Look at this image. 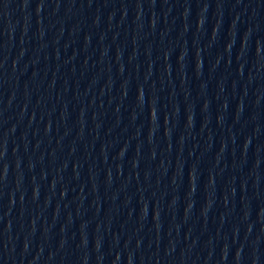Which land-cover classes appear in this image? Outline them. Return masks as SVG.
<instances>
[{
    "label": "water",
    "instance_id": "water-1",
    "mask_svg": "<svg viewBox=\"0 0 264 264\" xmlns=\"http://www.w3.org/2000/svg\"><path fill=\"white\" fill-rule=\"evenodd\" d=\"M0 264H264V0H0Z\"/></svg>",
    "mask_w": 264,
    "mask_h": 264
}]
</instances>
